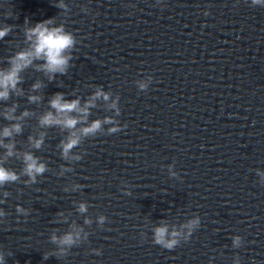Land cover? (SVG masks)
I'll return each instance as SVG.
<instances>
[{
  "label": "water",
  "instance_id": "obj_1",
  "mask_svg": "<svg viewBox=\"0 0 264 264\" xmlns=\"http://www.w3.org/2000/svg\"><path fill=\"white\" fill-rule=\"evenodd\" d=\"M58 2L0 0V28L12 27L0 40V69L28 48L25 28L35 23L54 18L78 42L66 75L49 82L36 61L21 73L24 95L0 101V111L16 103L17 115L31 113L15 137L16 157L4 166L19 173V156L32 151L49 167L31 187L22 176L0 189V200L11 193L0 204L8 213L0 223L6 264H233L237 256L240 264H264V7L245 0H64V15ZM149 75L152 84L140 92ZM37 82L43 86L32 92ZM98 88L119 98L116 119L126 128L85 140L72 153L82 159L70 164L60 156L59 129L46 130L40 150L31 148L27 137L42 131L37 121L53 95L83 106ZM28 95L42 101L29 104ZM111 102L97 100L89 119L112 116ZM8 123L0 117V131ZM80 203L87 213L77 211ZM17 206L30 215L19 216ZM57 214L64 222H55ZM99 215L108 218L104 230ZM195 216L201 226L188 242L171 251L152 242L161 222L179 226ZM70 227H82L88 240L58 259L49 238ZM235 236L242 238L238 249Z\"/></svg>",
  "mask_w": 264,
  "mask_h": 264
},
{
  "label": "clouds",
  "instance_id": "obj_2",
  "mask_svg": "<svg viewBox=\"0 0 264 264\" xmlns=\"http://www.w3.org/2000/svg\"><path fill=\"white\" fill-rule=\"evenodd\" d=\"M161 0H157L159 4ZM250 7H264V0H245ZM55 7L63 11L64 15L70 11L68 5L64 0H59L54 4ZM87 12L88 9H83ZM210 13L205 12L207 16ZM29 21L26 19L25 24ZM12 31L11 26H4L0 28V40H3ZM24 36L28 42V48L23 51L15 53L7 60L8 67L0 69V101L7 102L12 96L21 97L24 95V90H18L17 86L23 83L21 73L32 67L34 62L42 61L37 64L35 70L45 74L49 82L56 79L57 75H66L71 67L70 61L73 60L72 52L77 45L76 37L69 31H66L65 26L61 23L56 26L54 18L44 20L43 22L35 23L34 26L26 27ZM148 82H139L137 88L140 92H147L149 86L152 84V76L147 77ZM42 82H37L31 86V91L36 92L42 88ZM103 99L105 102L111 99L108 104L109 110L113 111L112 116H105L103 119L90 120V109L96 108V101ZM27 101L29 104H37L42 101V97L37 95H28ZM19 105L13 103L11 107H5L0 111V117L9 123L5 125L0 131V148L4 149L3 155H0V189L6 185L18 183L21 177H27L24 180V185L31 187L39 183L38 177H42L49 171L46 163L42 162L40 157L36 156L32 151H24L19 156L22 168L20 172L5 167L9 158L16 157L17 144L15 137L23 133L25 118L31 115L29 110H24L17 115ZM49 110L44 112L38 119L37 125L42 130L38 135H29L27 141L32 149L40 150L45 144V139L48 135L49 129L56 128L64 133L63 139L60 140L58 148L60 150L61 158L67 162H79L82 159L80 155H72L73 150L81 146L85 140L95 138L99 135H113L120 133L123 128L120 126L119 120L116 117L121 115L119 107V98L113 99L111 95L103 89H97L88 101L81 106L79 99L71 101L66 100L63 93H56L48 101ZM105 126H110L105 129ZM5 140L9 141L5 143ZM174 165H169V173L171 177H176V173L172 172ZM256 175H260L257 170ZM264 186V182L260 183ZM79 187V185L77 186ZM130 185L125 184L124 188H130ZM123 191V189H122ZM4 200H0V204L6 202L10 197L9 191H3ZM123 195L131 196V191H123ZM89 205L87 203H80L77 211L80 214L87 213ZM19 216L28 217L30 210L21 206L15 209ZM8 215L3 208H0V223H5V217ZM56 223H61L63 217L57 214ZM85 223H90L85 219ZM108 218L104 215H99L96 218V224L101 230H104V225ZM201 221L199 216L188 219L185 223L179 226H169L167 223L161 222L160 226H155L151 229L153 236L152 242L166 250H174L180 246L181 243L189 241L192 234L199 229ZM110 230V229H108ZM83 233V236L81 235ZM143 235V234H142ZM88 240V234L84 232L81 227L79 229L71 228L62 235H57L55 232L50 236L49 242L56 246L52 255L58 259L64 258L70 254L73 247H79L82 241ZM242 245V238L240 236L232 237V247L240 248ZM94 254L99 256L102 253L100 250H93ZM10 256L11 253H8ZM49 256L45 255L43 259L47 260ZM0 264H6L5 253L0 251ZM233 264H240L239 256L234 258Z\"/></svg>",
  "mask_w": 264,
  "mask_h": 264
}]
</instances>
